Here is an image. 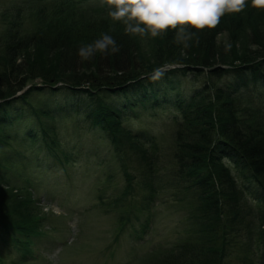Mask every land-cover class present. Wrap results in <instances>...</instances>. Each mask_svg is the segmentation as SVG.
Here are the masks:
<instances>
[{
    "label": "trees",
    "instance_id": "16d2710c",
    "mask_svg": "<svg viewBox=\"0 0 264 264\" xmlns=\"http://www.w3.org/2000/svg\"><path fill=\"white\" fill-rule=\"evenodd\" d=\"M66 1L80 8L79 0H60V5ZM23 4L21 1L18 8L11 9L12 21L0 32V151L6 150L4 166L19 158L20 148L31 151L35 161L39 155L41 162H47L43 157H48L56 161L55 165L66 166L72 158L64 152L55 153V131L61 119H73L77 128L85 125L103 134L117 162L124 153L140 157L152 152L155 137L147 130H121L122 119L138 121L155 111H172V177L181 186L178 191L184 190L198 202L194 224L206 241L191 248L189 244L181 245L175 256L189 253V259L197 263L228 264L236 251L235 264H248L247 258L252 264V248L259 246L264 252V231L251 237L253 225L261 220L253 211L264 225V9L252 7L248 0L243 11L224 14L213 29H186L190 39L178 42L175 30L153 37L150 32L127 33L125 24L79 21V16L96 12L103 5L66 12L55 2L29 8ZM25 9L38 14L30 25L23 22ZM77 12L76 23L66 18L65 14L73 16ZM222 33L230 35L233 47L244 48L245 42L241 41L248 37L247 41L257 47L258 57L226 52L217 42ZM102 34L112 36L119 50L97 52L90 60H82L78 49ZM188 74L205 82L195 80L198 87L187 97L178 89L177 76ZM34 80H39L41 86H35ZM65 88L72 93L65 92ZM55 90L73 99L54 97L53 103L30 104L33 95L46 91L54 94ZM257 93L258 100L254 96ZM241 96H248L247 110L241 108ZM117 164L130 182L132 177L124 172L123 162ZM19 167L21 186L32 192L25 162ZM233 170L256 188L251 193L253 199L246 197L247 190L238 185ZM7 172L0 167V187L15 190L9 187ZM142 185L146 186L144 182ZM147 190L151 202L155 195ZM0 205L6 206L4 202ZM32 216L17 224L0 212V231L11 234L15 244L21 243L25 250L18 264L32 259L30 239L37 237ZM245 253L248 256H243Z\"/></svg>",
    "mask_w": 264,
    "mask_h": 264
},
{
    "label": "rangeland",
    "instance_id": "374dc122",
    "mask_svg": "<svg viewBox=\"0 0 264 264\" xmlns=\"http://www.w3.org/2000/svg\"><path fill=\"white\" fill-rule=\"evenodd\" d=\"M21 1L25 8L55 2L59 7L67 9L66 12L70 9L81 12L84 11L81 9L83 7L103 5L96 12L79 16V21L91 22V25H102L104 22L111 25L124 24L109 16L112 9L107 4H102L101 0H79L80 8L78 4L67 1V4L60 5V0H37L39 4L35 0H0V32L12 21L11 9L18 8L17 4ZM86 4L88 5L85 6ZM22 12L25 25H30L38 15L36 11L28 9ZM78 12L73 16L70 13L64 14L67 19L73 18L76 23ZM247 39L248 37L241 41L245 42L244 48L231 46V37L226 33H222L217 42L221 43L226 52L230 50L237 56L245 53L249 57L255 55L257 47ZM177 77L178 89L182 92L181 95L187 97L198 87V83L204 81L201 77L197 78L198 81L189 74ZM33 84L41 86L39 80H34ZM82 88L83 86L80 89ZM64 91L72 93L68 89ZM63 92L55 90L56 94L49 91L35 94L30 104L34 107L41 101L53 103L54 97L67 101L73 99L72 95H63ZM254 96L258 100V93ZM238 100L242 104L241 108L247 110L248 96L238 97ZM171 112L155 111L147 117L141 116L138 121L122 119L121 130H147L155 137L152 152H144L146 154L140 157L124 153V157L121 155L118 159V162L125 165L124 172H127L128 178L132 177L131 184L122 170H119L117 158H114L111 145L102 139L103 134L90 130L85 125H80L79 129L73 119L59 120L55 131L58 134L55 153L64 152L63 155L72 158L67 160V172L63 173L59 167H48L45 163L38 164L42 160L40 156L35 161L31 151L25 152L23 148L19 149V158L10 160L5 167L2 159L6 158V150L0 151V167L9 171L5 177L11 181L8 186L15 189L0 187L3 190H0V203L4 202L7 206L0 205V212H4L7 218L13 219L17 224L29 220L33 214V227L37 228V237L30 239L32 259L23 264H201L191 261L189 253L186 256L180 253L181 258L175 256L179 255L178 247L181 245L189 244L191 248L203 245L206 241L194 224L198 202L186 195L184 190L178 191L181 186L172 177L174 168L171 155L175 128ZM24 162L28 171L26 177L32 181V192L21 186L23 177L19 164ZM152 169L154 172L149 176ZM16 174L19 176L16 177ZM233 177L237 178L238 185L244 191L247 190L246 197L253 199L251 193H255L256 188L248 183V179L243 181L234 170ZM147 189L154 192L152 203L148 201ZM6 190L10 193L6 194ZM7 195L13 197L9 198ZM253 213L255 218L263 220L255 211ZM261 220H256L253 225L255 230L252 238L264 231ZM9 235L8 232L0 231V264H18V257L25 252L22 244L16 245L12 235ZM139 236L142 240L135 241ZM19 248L22 250L19 251ZM252 249V264H264L263 249L259 246ZM235 255L236 251L228 264H235ZM243 256L248 255L245 253ZM247 259L250 264V258Z\"/></svg>",
    "mask_w": 264,
    "mask_h": 264
},
{
    "label": "clouds",
    "instance_id": "9594fccd",
    "mask_svg": "<svg viewBox=\"0 0 264 264\" xmlns=\"http://www.w3.org/2000/svg\"><path fill=\"white\" fill-rule=\"evenodd\" d=\"M109 6V16L123 21L125 32L153 37L169 30L177 32V41L186 42L196 31L215 28L226 13H239L248 0H101ZM254 8L264 9V0H251ZM185 46H187L185 44ZM119 50L116 41L108 34L93 43L82 46L77 54L82 60H90L97 52L115 53Z\"/></svg>",
    "mask_w": 264,
    "mask_h": 264
}]
</instances>
